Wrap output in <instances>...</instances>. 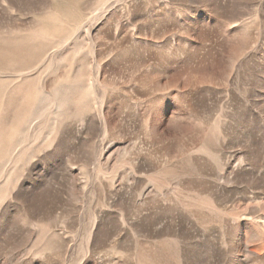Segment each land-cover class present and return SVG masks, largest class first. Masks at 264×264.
I'll list each match as a JSON object with an SVG mask.
<instances>
[{"label": "rangeland", "instance_id": "rangeland-1", "mask_svg": "<svg viewBox=\"0 0 264 264\" xmlns=\"http://www.w3.org/2000/svg\"><path fill=\"white\" fill-rule=\"evenodd\" d=\"M0 264H264V0H0Z\"/></svg>", "mask_w": 264, "mask_h": 264}]
</instances>
